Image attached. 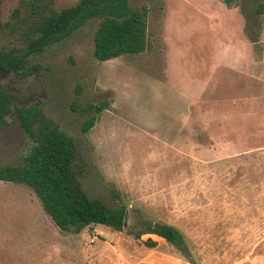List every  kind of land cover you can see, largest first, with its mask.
I'll list each match as a JSON object with an SVG mask.
<instances>
[{
	"label": "rangeland",
	"instance_id": "374dc122",
	"mask_svg": "<svg viewBox=\"0 0 264 264\" xmlns=\"http://www.w3.org/2000/svg\"><path fill=\"white\" fill-rule=\"evenodd\" d=\"M29 2L0 0V50L22 49ZM262 2L127 0L147 9L141 53L97 60L96 16L30 55L25 71L0 68L12 101L0 166L34 144L15 109H38L36 129L46 118L72 140L87 195L127 211L120 231H64L31 188L0 180V264H264V13L258 41L248 34ZM145 220L179 229L192 260L155 234L136 239Z\"/></svg>",
	"mask_w": 264,
	"mask_h": 264
},
{
	"label": "trees",
	"instance_id": "16d2710c",
	"mask_svg": "<svg viewBox=\"0 0 264 264\" xmlns=\"http://www.w3.org/2000/svg\"><path fill=\"white\" fill-rule=\"evenodd\" d=\"M229 5L230 0H223ZM29 19L22 25L24 36L20 51L0 50V68L13 72L25 71L28 57L41 52L46 46L59 42L83 25L89 18L100 17L94 33L93 55L106 61L123 54H138L147 45V9L145 6L129 8L127 0H78L75 4L54 9L42 5L39 0H30L27 5ZM16 14L19 10L15 11ZM264 13V3L255 9L254 27L257 35L249 38L258 41L259 16ZM247 27L249 25L247 24ZM259 30V31H258ZM12 111V101L0 89V129L5 117ZM23 130L34 139L30 151L18 164L0 166V180L28 186L38 197L44 211L64 231L79 233L85 226L102 224L120 231L123 229L125 206H109L100 199L90 197L82 188L73 168L76 150L72 140L51 120L44 119L39 128L34 121L40 118L38 109L16 108ZM96 122L92 115L81 126L88 131ZM133 233L136 239L144 233L164 238L187 260H192L191 251L183 234L167 223L142 221ZM146 247L157 242L148 237Z\"/></svg>",
	"mask_w": 264,
	"mask_h": 264
},
{
	"label": "water",
	"instance_id": "95a60500",
	"mask_svg": "<svg viewBox=\"0 0 264 264\" xmlns=\"http://www.w3.org/2000/svg\"><path fill=\"white\" fill-rule=\"evenodd\" d=\"M126 218H127V211L125 210L124 220H123V228H125V226H126Z\"/></svg>",
	"mask_w": 264,
	"mask_h": 264
},
{
	"label": "built area",
	"instance_id": "2783aa9c",
	"mask_svg": "<svg viewBox=\"0 0 264 264\" xmlns=\"http://www.w3.org/2000/svg\"><path fill=\"white\" fill-rule=\"evenodd\" d=\"M91 240H93V238Z\"/></svg>",
	"mask_w": 264,
	"mask_h": 264
}]
</instances>
